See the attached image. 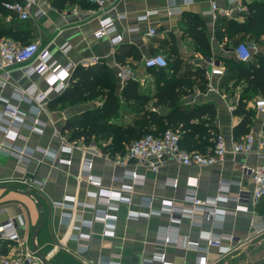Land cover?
I'll return each instance as SVG.
<instances>
[{"label": "crops", "instance_id": "crops-1", "mask_svg": "<svg viewBox=\"0 0 264 264\" xmlns=\"http://www.w3.org/2000/svg\"><path fill=\"white\" fill-rule=\"evenodd\" d=\"M217 1L220 5L226 2ZM241 1L247 3L250 0ZM38 6L42 13L25 20L1 8L0 32L4 31V36L19 43L34 41L47 46L53 60L61 67L70 63L82 65V60L91 57L98 58L95 63L103 62L113 74L112 93L117 96L118 108L105 120H100V125L107 121L128 131L142 115L132 107L134 102L126 87L133 80L120 83L114 73L115 62H126L142 79L133 82L137 84L138 94L148 97L144 107L159 113H166L168 109L153 106L157 88L172 79L190 81L182 86L187 93L181 96V106L212 104L216 117L211 133L222 135L228 151L222 161L213 165L184 166L169 159L152 171L135 160H129L125 165L116 164L115 159L124 153L127 145L123 152L112 150L108 146L111 137L105 133L97 141L89 142L97 145L107 158L93 157L89 173L100 177V184L88 183L82 174L81 151L63 149L65 141L60 136L68 142L83 143L81 138L69 140L62 127L68 119H81L91 109L101 108L106 89L97 97L79 100L76 104L66 102L62 106L53 101L68 86L75 67L66 75L64 88L46 93L43 75L27 76L21 67L15 66L8 80L0 85V114L6 108L15 107L17 114L25 118L13 126L12 129L17 131L15 138L7 137L5 141L32 153L20 161L14 153L0 150V231L5 221L15 219L17 235L13 240L0 237V261L4 255L21 252L18 239L26 238L30 243L41 218L43 223L35 243L53 264H80L73 251L82 247V257L94 261L200 264L197 260L200 254L207 256L208 264H217L226 253L218 256L217 247L208 245L207 238H218L222 245L229 244L233 248L255 238L258 232L252 225L264 223V199L257 203L249 200L252 183L241 166H254L262 161L264 149L258 141L264 138V112L254 109L251 101L247 103L254 109L249 128L255 139L252 151L231 153L230 145L237 140L232 131L240 117L232 114L229 105L239 92H233L232 98V90L225 91L220 86L223 74L209 73V59L221 65L223 59L235 58L234 46H225V40L219 42L216 39V19L210 14L209 0H113L104 12L88 0L65 1L60 7L52 5L50 0H38ZM189 16L201 22L200 28L211 45L208 56L197 48L189 33ZM102 17L111 18L115 31L110 36L95 38L92 33ZM150 27L156 30L152 36L147 34ZM115 35L119 39L112 42L111 37ZM64 46H69L68 51H62ZM154 53L163 54L169 65L159 70L143 66L142 59ZM118 54L121 61L116 59ZM175 59L181 62L178 67L174 64ZM199 68L202 71L198 72ZM201 75H205V83ZM32 87L37 96L40 92L45 95L31 103L26 91ZM35 119L40 123L35 124ZM59 159H69L70 163ZM127 170L135 171L142 180L134 181ZM23 178L34 179V182L28 187L20 182ZM99 187L113 190L131 187V191H120V199L110 198L105 202L97 196ZM25 191L34 194L38 201ZM188 195L222 214L206 219L200 210L192 211L191 203L184 201ZM239 195L241 198L237 200ZM238 204L245 205L246 209H236ZM104 211L115 218L103 222L100 215ZM80 219L87 224L90 221V226L80 223ZM165 237L170 240L164 241ZM190 240L196 243H188ZM161 255L163 260H160Z\"/></svg>", "mask_w": 264, "mask_h": 264}, {"label": "built area", "instance_id": "built-area-1", "mask_svg": "<svg viewBox=\"0 0 264 264\" xmlns=\"http://www.w3.org/2000/svg\"><path fill=\"white\" fill-rule=\"evenodd\" d=\"M93 3L101 12H104L106 8L112 3L113 0H88ZM189 2L190 0H184ZM246 3H242L241 0H226L225 5H220L217 0H209V11L211 16L214 19L218 17L233 18L237 21H243L246 14ZM2 8L8 10L12 13H15L17 18L25 20L31 17L32 15L37 17L42 11L38 6V0H16V1H3ZM115 31V27L111 18L102 17L98 19V27L92 33L93 37L100 38L104 35L110 36ZM156 32L154 27H150L147 31L149 36L154 35ZM119 39L118 35L111 37L112 42H115ZM256 45L253 43H238L233 48V55L235 59L239 61L248 60L252 51L255 49ZM69 46H64L62 48L63 52L68 51ZM98 61L97 57H91L89 59H84L81 61L82 65H87L89 63H95ZM142 64L146 68L150 69H159L165 68L168 66L167 58L161 53H154L149 56H146L142 59ZM15 66L21 67L23 73L27 76L32 74L43 75L47 88L45 92L51 90L58 91L59 89L64 88L67 85L65 79L66 75L69 74L70 69L75 67L73 64H69L66 67H61L56 63L52 58L47 46L41 45L38 42H26L19 43L10 38L2 37L0 38V85H3L10 76V71ZM114 73L116 79L122 83L129 80L133 81H142L134 69V67L126 62H115L113 65ZM209 73L212 75H222L224 70L220 64L214 63L213 59H209ZM45 92H40V95L37 96V91L35 87L28 89L27 99L28 102H31L36 99H41L45 95ZM34 102V101H33ZM40 106V105H39ZM234 104L229 105V109L232 110ZM253 107L257 111L264 112V96L256 97L253 101ZM39 108V107H38ZM4 115V116H3ZM8 116V118L5 117ZM24 116L21 117L17 114V109L6 108L2 114H0V132H2L3 137L0 138V150H8L10 153L17 155L18 159H24L28 157L32 152L27 148H18L14 144H9L10 142L5 141L8 137L15 138L17 131L13 130V126L16 123L23 122ZM35 124L40 122L36 119L34 120ZM62 140L65 141V144L62 145L63 149L71 151L72 149H79L82 153V174L84 179L88 183L94 185L100 184V177H96L89 173L93 164L94 156H103L107 158V154H102L100 149L95 144L90 143H75L68 142L64 136H60ZM254 136L251 132H248L241 138L234 140L229 151L233 154L235 153H249L252 151L254 144ZM259 146L264 149V138H261L258 141ZM227 147L224 141V138L220 133L215 134L213 137V147L209 149L208 152L202 153L198 150H187L180 145V135L178 131L166 129L163 133L159 135H154L153 133H146L139 137L138 139L133 140L129 145L125 147L124 153L115 159V163L118 165H125L129 160H135L137 163L147 167L152 171H156L161 165L165 164L167 160L171 159L175 163L184 166H209L213 165L219 161H222L227 153ZM27 152V154H26ZM64 163H70L69 159H59ZM241 169L249 174L250 180L252 183V189L250 192L249 200L252 203H257L262 197H264V155H262V161L259 164L254 166L242 165ZM127 174L134 181L142 180L135 171L127 170ZM20 182L24 183L30 187L34 179L23 178ZM174 184V183H173ZM97 196L103 198L105 202L110 198L121 197V192H130V188H121L120 190L106 189L99 187ZM121 191V192H120ZM120 196V197H119ZM241 198L239 195L237 200ZM186 202L191 203L192 211L198 209L201 211L202 215L207 219H213L218 213L209 207L207 204L201 203L195 196L188 195L184 198ZM148 201H150L148 199ZM83 204V203H81ZM80 205V203H79ZM236 209H246L245 205H237ZM101 219L104 221H112L115 217L109 215L107 212H102L100 215ZM20 222L21 220L18 219ZM80 223L83 225L90 226L91 222L85 223L80 219ZM16 220H7L1 226L0 237L4 240L17 239L16 230H15ZM22 223V222H21ZM256 232H261L264 230V223H256L252 225ZM169 237H165L164 241H169ZM19 245L21 247V252L11 253L4 255L1 258L0 264H41L38 257L35 255V252L31 246V243L24 238L19 240ZM188 243L195 244L196 241L190 240ZM208 245L216 246L218 249L217 255H222L232 249L228 245H222L220 240L215 237L207 238ZM74 254L78 257L80 264H120L116 261H106L98 260L94 261L92 259H86L82 257L84 252L82 248H76L73 251ZM114 259V258H110ZM160 260H163V255H161ZM197 260L200 264H208L206 255H197Z\"/></svg>", "mask_w": 264, "mask_h": 264}, {"label": "trees", "instance_id": "trees-1", "mask_svg": "<svg viewBox=\"0 0 264 264\" xmlns=\"http://www.w3.org/2000/svg\"><path fill=\"white\" fill-rule=\"evenodd\" d=\"M3 1L16 0H0V9ZM50 1L52 5L60 7L65 1L73 2L74 0ZM246 6V14L243 21L226 17H218L216 19L214 34L219 42L225 40V46L230 45L234 37L241 34L251 36L253 38L251 42L255 45L256 42L260 45L264 44V0H250L246 3ZM188 18L190 20L188 26L190 35L195 40L196 46L202 54L208 56L211 45L205 31L200 28L201 22L194 16H189ZM4 33V31L0 32V38L8 37L4 36ZM116 59L122 60L119 54L116 55ZM222 62L221 66L224 73L223 77H221L220 86L225 91L231 89L232 98L234 96L233 92H235L234 88L238 85L241 86L237 97L232 99L233 101L231 100L234 104L232 114L240 117L232 131L233 137L238 139L249 132L252 123L254 109L248 107L247 103L249 101L253 103L256 97L264 96V50H253L251 57L246 61L226 58ZM180 63L179 59L174 60L176 67ZM199 70L202 71L201 68L197 71L199 72ZM201 79L204 83L206 82L205 75H201ZM189 82L179 78L172 79L157 88L153 96V106H165L168 109L166 113L146 109L144 103L148 100V97L138 94L136 83L133 81L128 82L126 87L129 89L134 102L132 107L137 109L138 112H142L141 117L135 120L131 130L129 129L128 131L118 127L117 124L108 123L107 121L101 125L99 124L100 120H105L107 116L118 108L117 96L112 93L114 88L113 74L103 62L75 66L68 86L55 97L53 102L55 104L61 103L62 106L66 102L73 104L75 99H79L82 96L85 97L87 94H94L95 96L98 95V93H95L98 90H101L100 94L105 89L107 91L101 108L91 109L80 117L81 119L66 120L62 127V132H66L69 140L81 138L84 143H89L91 140L97 141L99 136H103L106 133L111 137V144L108 146L114 151L123 152L124 146L129 145L133 140L146 133L159 135L175 121L174 129L179 132L180 145L187 150H198L206 153L213 147V137L216 133H211V130L214 127L216 110L212 104H199L190 108L181 106V96L187 93V90L183 89L182 86L186 83L188 85ZM230 82H232V86ZM204 115L208 116V118H202ZM191 120L197 121L191 122ZM152 127L154 129H151ZM123 142L126 144H123Z\"/></svg>", "mask_w": 264, "mask_h": 264}, {"label": "rangeland", "instance_id": "rangeland-1", "mask_svg": "<svg viewBox=\"0 0 264 264\" xmlns=\"http://www.w3.org/2000/svg\"><path fill=\"white\" fill-rule=\"evenodd\" d=\"M253 41V38L251 36L246 35H236L234 37L232 43L228 45V47H233L238 43L242 42H250ZM32 42V41H28ZM231 42V41H230ZM257 50H264V44L260 45L258 42H256V47L254 51ZM232 82H230V85ZM232 86V85H231ZM240 85L236 86L234 90L236 92H239L240 90ZM101 90H98L95 93L100 94ZM104 92V91H103ZM82 96L81 98H77L74 100V104L78 103V100H87L91 99L93 97H97V95L94 96V94L90 95L87 94L84 98ZM176 125V122H172V124L169 125V127H166L167 129L173 130ZM177 127H179L177 125ZM164 128V129H166ZM175 130V129H174ZM151 131V130H148ZM217 264H264V230L259 232L255 238L250 239L249 241L246 242V244L240 246V247H232L231 250L226 252L225 256L221 261H218Z\"/></svg>", "mask_w": 264, "mask_h": 264}, {"label": "water", "instance_id": "water-1", "mask_svg": "<svg viewBox=\"0 0 264 264\" xmlns=\"http://www.w3.org/2000/svg\"><path fill=\"white\" fill-rule=\"evenodd\" d=\"M25 193L28 194V195H31L32 197H34L38 201L37 197L34 194H32L31 192L25 191ZM38 204L40 205L39 202H38ZM42 223H43V219L41 218L40 223L36 226V228L34 229L32 235L30 237V243H31V246H32V248H33V250L35 252V255L38 257V259L40 260L41 264H53L48 259V257H46V255H44L42 253V251L38 248V246L35 243V237L37 236V234H38V232H39V230H40V228L42 226Z\"/></svg>", "mask_w": 264, "mask_h": 264}]
</instances>
